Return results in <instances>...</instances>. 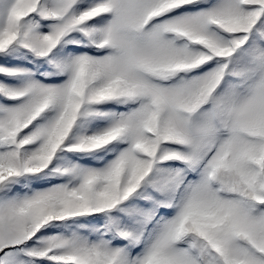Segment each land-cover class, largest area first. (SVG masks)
<instances>
[{
	"label": "snow or ice",
	"instance_id": "snow-or-ice-1",
	"mask_svg": "<svg viewBox=\"0 0 264 264\" xmlns=\"http://www.w3.org/2000/svg\"><path fill=\"white\" fill-rule=\"evenodd\" d=\"M0 264H264V0H0Z\"/></svg>",
	"mask_w": 264,
	"mask_h": 264
}]
</instances>
